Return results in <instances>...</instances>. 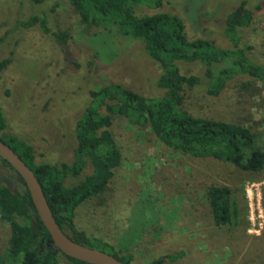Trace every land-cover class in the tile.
<instances>
[{"label": "rangeland", "instance_id": "rangeland-1", "mask_svg": "<svg viewBox=\"0 0 264 264\" xmlns=\"http://www.w3.org/2000/svg\"><path fill=\"white\" fill-rule=\"evenodd\" d=\"M243 1L256 14L243 42L252 59L264 66V0H169L161 8L141 6L136 12L178 15L191 40L208 39L229 48L226 18ZM42 13L53 32L69 34L66 45L39 25L20 27V22ZM1 38L0 59L11 60L0 78L6 133L32 145L39 163L74 162L75 129L90 103V91L121 85L148 99L165 95L158 87L161 67L142 42L125 38L116 28L85 25L68 0H0ZM180 67L185 75L204 77L201 65ZM185 108L264 134V81L238 78L219 97L208 95L203 84L188 92ZM111 131L123 162L107 191L78 209L79 229L113 243L122 257L134 255V264H152L180 251L185 252L182 258L165 264H264V170L246 172L226 162L173 152L151 128L123 117H115ZM0 174L12 190H25L20 177L1 160ZM91 174L88 165L82 177L69 178L67 185ZM212 185L233 190L239 225H215L206 196ZM10 236V225L0 217V258ZM59 261L76 264L62 256Z\"/></svg>", "mask_w": 264, "mask_h": 264}, {"label": "trees", "instance_id": "trees-1", "mask_svg": "<svg viewBox=\"0 0 264 264\" xmlns=\"http://www.w3.org/2000/svg\"><path fill=\"white\" fill-rule=\"evenodd\" d=\"M32 1L42 4L46 0ZM68 1L85 25L116 28L125 38L142 42L147 55L161 67L158 87L165 95L148 99L121 85H106L90 91V103L75 129L77 148L72 164L39 163L32 145L6 133L8 124L1 106L0 137L35 173L57 223L68 237L78 244L108 253L124 264H134V255L120 256L121 251L113 243L89 235L76 223L78 209L104 194L122 165V152L111 131L115 117H123L140 128H151L159 141L173 152L199 160L226 162L246 172H262L263 133L242 124L199 117L185 108L188 92L203 84L208 95L219 97L229 83L238 78L264 81V66L252 59L243 42L244 30L254 25L256 14L249 2L243 1L226 18L224 36L231 47L222 48L208 39L191 40L185 22L178 15L139 16L136 12L141 6L161 8L169 0ZM38 25L61 45L67 44L69 34L53 32L45 13L20 22L24 29ZM3 42L1 38L0 46ZM180 63L203 66L204 77L185 75ZM10 64L11 60L0 59V78ZM0 160L3 167L13 170L25 185V190L14 191L0 174V217L11 228L9 246L0 264H60V256L76 264H87L67 257L56 248L24 180L7 161L1 157ZM88 165L92 167V174L68 186L69 178L82 177ZM206 196L216 226L239 225V202L231 188L212 185ZM184 253L165 255L152 264L177 261Z\"/></svg>", "mask_w": 264, "mask_h": 264}, {"label": "water", "instance_id": "water-1", "mask_svg": "<svg viewBox=\"0 0 264 264\" xmlns=\"http://www.w3.org/2000/svg\"><path fill=\"white\" fill-rule=\"evenodd\" d=\"M0 157L7 161L22 177L28 191L31 194L33 203L38 215L50 233L56 248L69 258L87 264H124L116 257L76 243L68 237L57 223L43 188L31 168L9 147L0 137Z\"/></svg>", "mask_w": 264, "mask_h": 264}]
</instances>
